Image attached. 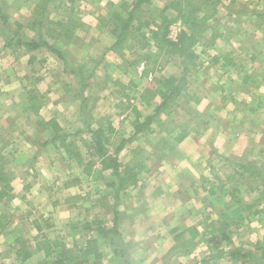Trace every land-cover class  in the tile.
<instances>
[{
	"label": "rangeland",
	"instance_id": "374dc122",
	"mask_svg": "<svg viewBox=\"0 0 264 264\" xmlns=\"http://www.w3.org/2000/svg\"><path fill=\"white\" fill-rule=\"evenodd\" d=\"M229 1L151 0L134 11V0H0L13 30L14 24H22L24 37H42L64 57L45 48L29 54L11 51L0 21V174L8 180L7 186L0 185L5 195L0 203V264L94 263L93 257L82 255L88 242L102 255L97 264H131L128 259L139 244L146 251L131 257L133 262L219 263L204 260L209 230L204 232L203 225L208 220L227 221L233 246L246 257L244 264H264V234L256 233L264 230V185L251 172L243 180L226 179L234 170L243 172L238 167L244 164H254L264 174V0ZM207 2L216 14L195 30L197 38L187 42L192 47L165 55L150 32L160 34L167 17L173 21L167 30L171 41L173 24L185 30L173 4L188 10L187 4L202 7ZM133 11L130 31L115 45L121 23ZM203 15L200 11L193 20ZM61 24L74 27V33L57 38ZM216 56L221 59L214 63ZM125 64L139 80L128 81L119 73ZM184 68L189 97L179 100L171 116L155 120L152 132L133 135L136 113L146 117L153 112L158 81L180 79ZM105 77L112 83L101 88ZM50 120L67 138L51 142L56 134L45 125ZM86 125L102 134L111 153L122 143L118 159L136 172V187L116 188L109 170L98 163L86 165L85 144L91 138ZM196 127L202 129L199 135ZM186 129L189 135L176 142ZM175 164H206L203 179L196 186L188 185V179L176 180ZM31 183L30 196L43 189L49 208L60 202L71 209L70 223L55 229L50 217L34 216L33 201L12 202ZM118 208L136 217L141 234H132L129 246L123 241L127 234L118 232L117 253L100 230H111ZM36 223L42 233L36 234ZM188 227L203 236L190 241L182 232ZM173 230L182 236L174 238Z\"/></svg>",
	"mask_w": 264,
	"mask_h": 264
},
{
	"label": "trees",
	"instance_id": "16d2710c",
	"mask_svg": "<svg viewBox=\"0 0 264 264\" xmlns=\"http://www.w3.org/2000/svg\"><path fill=\"white\" fill-rule=\"evenodd\" d=\"M50 0H46L48 2ZM75 0H68L69 3H73ZM151 0H134V11L135 10H141V8L147 4H149ZM234 3V1L232 0ZM189 7L188 10L185 8H182L178 6V4H173L172 9H174L177 13L178 20L181 21V23L185 26V30L183 29L182 32L179 35L177 42H172L167 38V30L168 27L171 25L173 21L169 20V18L164 17L163 23L164 28L160 32V34H157L156 32H150V36L158 46L163 45L164 46V54L167 56H177L184 51L190 49L192 47V44H187L188 41L191 39H196L197 35L195 33V30L200 28L201 26L205 25L207 22H209L210 19L213 18L216 14V10H214L213 4H208V2L204 6L196 7V6H190V4H187ZM45 9V8H44ZM42 9L41 12H44L45 10ZM134 11L129 13L127 18L121 23L120 32L117 36L116 43H119L124 36L130 31L131 24L134 22ZM200 11L204 12V15L196 20H193V16L196 13H199ZM260 15V14H259ZM176 18V19H177ZM0 21L2 22V27L5 28V30L9 33L5 35V47L10 49L13 52H18L20 50L26 52V53H32L35 52L41 48H45L48 52L56 55V57L64 60L63 54L60 50H57L50 46L46 41L42 39V37H39L38 39H32V38H26L21 33L24 27L20 23L14 24V30L11 26L8 25V16L2 12V7H0ZM146 25H148L146 23ZM62 26V29L60 33H57V38H61L65 36L67 33H74V27H72L70 30H68L66 26ZM137 31V30H136ZM55 32H52L50 36H52ZM215 38V37H213ZM144 41H147V38H143ZM114 45V46H115ZM186 53V52H185ZM188 59H191V56H187ZM34 58L31 57L29 61H32ZM220 56H216L213 58V62L216 63L218 60H220ZM225 59V58H224ZM254 60V58L252 57ZM226 63L231 64V61L227 58ZM66 67V65H65ZM185 70V68H184ZM69 70H67V67L65 68L64 72L68 73ZM70 73L73 76H77L78 74L75 72L70 71ZM188 70L182 71L181 78L175 79V78H162V80L158 81V91L155 92L156 98L158 101H154V109L152 114L149 116L143 117L141 114L136 113L135 120L133 121L132 125L134 128L133 135H138L143 132L150 133L151 131V125L155 122V120H161L163 117H169L174 113V110L177 108L176 105H178L179 100H185L189 97V94L187 93L186 86L190 85V82H186ZM247 79V78H246ZM86 83H83V88H86ZM34 98H31L33 100ZM32 108L34 109V113L37 114L39 107L34 106L32 101ZM252 113H256V111H251ZM49 124L56 136L51 138V142L57 141V139H65L67 136L61 133L59 126L50 120L49 122H46L45 125ZM202 127L201 125H199ZM198 127V126H197ZM196 127V134L199 135L201 133V130L199 131ZM86 129L88 133L90 134L91 138L90 141L85 144L86 153L85 155L89 158V161L86 163V165L92 167L94 164L98 163L102 165V169L106 171H110L111 177L113 180V185L116 188L122 189L124 187H136L138 183V177L135 171L131 169H127L126 167H123L118 159V154L122 149V143L113 151L112 153L106 148V145L103 142V139L101 138V133L98 130L92 131V129L89 127V125H86ZM108 132L112 133L113 129L111 127L108 128ZM57 134H59L57 136ZM189 135V130H183L175 140L176 142L180 143L182 142L187 136ZM67 146L72 147L73 144H68ZM77 155V154H76ZM75 155V156H76ZM227 166V164H226ZM243 172H237L234 170V173L230 176H226L227 180L233 179L235 177V181L237 179V176L239 179L243 180L245 174H249L250 172L258 178L260 182V186L264 185V174H261L256 170V166L254 164H244L242 166L238 167ZM8 180L4 178L0 174V185L3 184L4 186L8 185ZM4 194L1 192V186H0V203L4 199ZM254 208V205H251L248 207L249 210H252ZM256 210L253 211V215H256ZM117 223H118V213L116 210L113 211V218H112V228L111 230H100V233L108 237V241L110 243V246L112 248L113 252H116L119 248L116 246V236L118 233L117 229ZM206 223V222H204ZM204 232L208 231L209 239L206 240L207 244V250H208V256L205 257V261H213V262H219L223 259H228V261H232L233 263L237 261L245 262L246 257L243 256V251L240 247L233 246V241L231 238V233H229V224L226 220L224 221H210L208 220L206 225H203ZM0 229H3L1 218H0ZM183 233L188 234L189 240H195L199 235L200 232L197 230L196 227H188L184 230ZM182 233V234H183ZM203 236V235H200ZM45 242V241H44ZM91 242V241H90ZM94 243V242H92ZM48 242L44 243V246L47 245ZM44 251L47 253L48 247L44 248ZM119 251H117L118 253ZM85 257H93L94 263H88V264H97L99 263L100 259L102 258V255L97 251L95 248V245L87 243V245L84 248V251L82 253ZM22 260H25V258H22ZM204 261V262H205ZM51 264H61L60 260H55Z\"/></svg>",
	"mask_w": 264,
	"mask_h": 264
},
{
	"label": "crops",
	"instance_id": "0c3cea01",
	"mask_svg": "<svg viewBox=\"0 0 264 264\" xmlns=\"http://www.w3.org/2000/svg\"><path fill=\"white\" fill-rule=\"evenodd\" d=\"M233 1H234V3L232 2V0H230L229 3L231 5L237 4V0H233ZM0 44H1V41H0ZM1 48L3 49L2 46H1ZM100 68H102V67H100ZM118 68L123 69V71H121L119 73L124 78H127L128 81H129V79H131V80H139L138 77L136 76L135 70L132 71L130 65L128 66V64H125V65L119 66ZM137 71H138V74H139L141 69L137 68ZM110 81L112 83V80H110V79L107 80L106 77H105L104 79H102L100 81L99 87L103 88L104 84L106 82L110 83ZM101 84H102V86H101ZM205 167H206V164H175V166L172 168V170H173L174 176L176 177V180L188 179L189 180L188 185L196 186V180H197V182H199L200 179H203L202 177L204 175L203 173L205 172ZM32 188H34V184L33 183H31L30 185L25 184L24 187H22V189L25 192H23L22 195L19 196V198L18 197L15 198V196H14V198L12 199V202L15 203L16 205H20L19 203H16L15 201L18 200V202H20L21 204L29 203V202L31 203L33 201V205L31 204L30 206H32L31 212L34 210L33 213L36 214L34 216H36L37 218H39L41 216L50 217L49 219H50V221L52 223V226H54L55 229H56V226H58V225L61 227L62 225L70 223V220L72 219L74 214H72L71 209L67 205H63L62 206V205H60V202H59V205L56 204L57 206H55V204H51V206L49 208L50 200H49L48 197L47 198H43L42 197L43 196L42 194L44 193L43 189H41L40 192H35V194H33V196H30L27 192H30V190ZM66 188L69 191V189H71L72 187H70V185H67ZM36 194H38V195H36ZM79 210H81V209L79 208ZM117 210H118V226L120 228V230H118V232H120V233L124 232L125 234H127V236L123 239V241L126 240V243L130 246V243H132L131 242V235L132 234H138V233L141 234V231L137 228L138 220L136 219V217L130 216V214L128 212H126V211L123 212L119 208ZM31 212L28 211V213H31ZM82 212H85V210H82ZM27 215H30V214H27ZM139 219H142V218L139 217ZM36 226L39 227V229H35L34 228L35 232L37 234V233H39L41 231L42 227H40L37 223H36ZM171 232L174 235V238L182 236V233L180 231L173 230ZM174 232H176L178 234H176ZM182 232H184V231H182ZM261 232H262V235H263L264 234V230L263 231H261V230L256 231V233H261ZM40 233H42V231ZM129 240H130V242H127ZM260 241H261V238H260ZM235 245L236 246H240V245H237V244H235ZM138 247L140 249L136 247V253L132 254L130 256V259H128L129 262L131 264H147L146 261H144V262L143 261H138V260H136L137 262L131 261V257H133L134 255H137V253L139 251H141V254L143 253L144 250L146 251V248H143L140 244L138 245ZM3 256L4 255H2V257ZM196 261H195V263H196ZM224 262H225V264H235V263L236 264H239V263L240 264H244V262H242V261H237V262L233 263L232 261L231 262L228 261V259H226V260L224 259V260L219 261V263H213V264H224ZM211 263H208V264H211Z\"/></svg>",
	"mask_w": 264,
	"mask_h": 264
},
{
	"label": "built area",
	"instance_id": "2783aa9c",
	"mask_svg": "<svg viewBox=\"0 0 264 264\" xmlns=\"http://www.w3.org/2000/svg\"><path fill=\"white\" fill-rule=\"evenodd\" d=\"M171 29H172V35L170 36V39L172 42H177L178 41L177 37L179 38V35L182 32L181 24L180 23L173 24Z\"/></svg>",
	"mask_w": 264,
	"mask_h": 264
}]
</instances>
